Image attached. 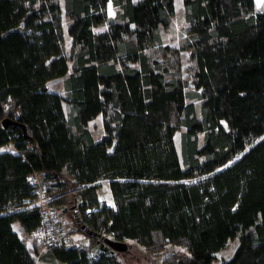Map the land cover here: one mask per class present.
<instances>
[{"label":"trees","instance_id":"16d2710c","mask_svg":"<svg viewBox=\"0 0 264 264\" xmlns=\"http://www.w3.org/2000/svg\"><path fill=\"white\" fill-rule=\"evenodd\" d=\"M183 5L176 45L164 33L174 0H0V264H40L26 242L41 219L35 169L86 243L44 247V260L123 264L101 245L110 237L188 250L165 264H213L238 236L222 264H264V10ZM58 78L63 92L49 87ZM103 177L113 204L98 196Z\"/></svg>","mask_w":264,"mask_h":264},{"label":"rangeland","instance_id":"374dc122","mask_svg":"<svg viewBox=\"0 0 264 264\" xmlns=\"http://www.w3.org/2000/svg\"><path fill=\"white\" fill-rule=\"evenodd\" d=\"M176 11L172 16L171 25L165 30V36L167 40L171 44H180L182 40L187 36V28L188 22L185 16L183 0H174ZM256 8L259 10H264V0H255ZM114 7L111 1H109V13L110 15H114ZM64 13V11H63ZM68 18L63 14V25H64V33L67 39V47H70L72 37L68 32ZM50 89L58 90L60 92L64 91L63 81L61 78L55 79L49 84ZM65 109L67 108V102L64 101ZM104 115L103 113L97 114L94 118L89 121V128L92 131L93 137L95 139H100L104 135ZM180 131H177L175 134V140L177 142L178 147H180ZM7 147V146H5ZM112 148V147H111ZM98 196L100 199L106 201L109 204H113V195L111 191V187L109 184L108 178H101L100 184L98 186ZM72 203H70L71 205ZM69 205V206H70ZM71 216V212H69ZM65 218H67L65 216ZM70 226L73 227V221H69ZM17 226V225H16ZM74 234L81 241L85 239L83 232L80 229L74 228ZM127 243V248L124 251L120 252V257L123 261V264H165L164 257L170 252H176L181 255H185L188 250L176 243H168L166 247L159 253L155 254L146 250L140 243H138L133 238H127L125 240ZM239 243L238 236H234L229 238L227 244L216 251V256L213 259V264H222L225 259L230 258L237 245ZM40 264H52L46 262H39ZM57 264V263H56Z\"/></svg>","mask_w":264,"mask_h":264},{"label":"built area","instance_id":"2783aa9c","mask_svg":"<svg viewBox=\"0 0 264 264\" xmlns=\"http://www.w3.org/2000/svg\"><path fill=\"white\" fill-rule=\"evenodd\" d=\"M9 145L11 146L13 143L10 142ZM29 177L35 188L33 203L38 206L41 214L40 223L32 230L31 237L47 249L61 245L65 247H86V243L77 238L67 224L63 207L52 201L48 196V181L45 177V171L35 169L30 173ZM98 253L99 249L92 247L91 254L97 256Z\"/></svg>","mask_w":264,"mask_h":264},{"label":"crops","instance_id":"0c3cea01","mask_svg":"<svg viewBox=\"0 0 264 264\" xmlns=\"http://www.w3.org/2000/svg\"><path fill=\"white\" fill-rule=\"evenodd\" d=\"M13 225L14 227L19 230L20 228V223L19 221H14L13 222ZM17 225V226H16ZM26 242H27V245L30 247V249L32 250V253L35 257H37L39 259V262H46V263H52V264H63V263H60L58 261H55V262H51V261H47V260H44L40 257L39 255V251L38 250H41L42 248H44L36 239L32 238L31 236H29L27 239H26Z\"/></svg>","mask_w":264,"mask_h":264},{"label":"water","instance_id":"95a60500","mask_svg":"<svg viewBox=\"0 0 264 264\" xmlns=\"http://www.w3.org/2000/svg\"><path fill=\"white\" fill-rule=\"evenodd\" d=\"M7 119H4V124H7ZM106 243V249L111 248V251H124L127 248V243L123 240H117L114 238H106L101 245Z\"/></svg>","mask_w":264,"mask_h":264}]
</instances>
